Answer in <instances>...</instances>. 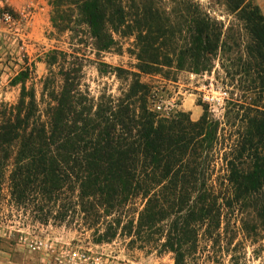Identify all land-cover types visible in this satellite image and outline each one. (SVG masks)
<instances>
[{
	"label": "trees",
	"instance_id": "trees-1",
	"mask_svg": "<svg viewBox=\"0 0 264 264\" xmlns=\"http://www.w3.org/2000/svg\"><path fill=\"white\" fill-rule=\"evenodd\" d=\"M156 1L51 2L52 35L67 36L70 47L39 57L46 68L39 93L28 87L36 64L27 63L13 79L21 85L17 103H0V205L7 187L12 208L40 223L63 222L71 212L101 218L108 226L96 239L102 244L140 202L127 221L130 243L188 264L217 247L227 220L247 225L253 217L264 230V13L254 0H223L249 35L231 43L230 31L199 3L182 2L173 21ZM3 14L14 18L12 10ZM133 36L136 71L114 68L127 86L118 96L94 97L80 46L90 40L98 53L122 51L117 37ZM219 55L243 93L225 101L223 121L208 105L197 121L165 107L142 80L210 72Z\"/></svg>",
	"mask_w": 264,
	"mask_h": 264
},
{
	"label": "rangeland",
	"instance_id": "rangeland-1",
	"mask_svg": "<svg viewBox=\"0 0 264 264\" xmlns=\"http://www.w3.org/2000/svg\"><path fill=\"white\" fill-rule=\"evenodd\" d=\"M52 1L0 0V103H17L21 85H15L13 79L23 67L31 63L36 64V70L28 87H34L39 93L40 80L46 74L45 65L39 61V57L53 49L69 50L67 36L52 35ZM259 1L254 0L260 6ZM182 2L186 5L199 3L213 19L223 24L224 31H230L229 42L238 39L243 43L249 41L243 21L237 13L228 10L223 0L156 1L166 13H171L168 16L173 21L175 17L172 14L181 12ZM11 10L14 18H4L3 13H10ZM77 24V29H81V25ZM117 38L122 51L98 53L90 40L80 46L81 55L87 59L85 82L94 97L104 93L118 96L120 90L127 86L124 80L117 77L114 68L136 71L138 61L128 51L134 48L135 37ZM222 63L223 58L219 55L214 59V67L210 72L196 75L186 70H172L170 76L164 73L144 75L142 80L165 98V107L182 109L190 114L192 120L197 121L204 113V106H209L203 99L204 94L220 96V93L228 92L225 96L228 101L232 98L241 99L243 95L232 84ZM224 107L225 103L210 107L214 117L221 121L224 120ZM139 209L140 202L135 208H130L128 215L132 218H123L111 242L97 244L98 236L108 229L103 219L91 225L94 222L82 220L79 212H71L63 222L52 216L46 224L40 223L30 212L12 208L6 187L0 205V264H174L171 253H159L139 242L130 243L132 238L127 235L128 219H136L135 211ZM11 211L15 216L6 221ZM239 219L227 220L222 224L223 240L219 245L199 259H189L188 264H264V230L253 217H250L247 225ZM205 243L202 241L201 245Z\"/></svg>",
	"mask_w": 264,
	"mask_h": 264
},
{
	"label": "built area",
	"instance_id": "built-area-1",
	"mask_svg": "<svg viewBox=\"0 0 264 264\" xmlns=\"http://www.w3.org/2000/svg\"><path fill=\"white\" fill-rule=\"evenodd\" d=\"M5 18L6 19H11V16H8V14H5ZM228 95V92H222L220 93V96H214V95H210V94H204L203 95V99L205 102H207L209 104V106L211 108H215L218 107L220 105H223L225 103V99Z\"/></svg>",
	"mask_w": 264,
	"mask_h": 264
},
{
	"label": "crops",
	"instance_id": "crops-1",
	"mask_svg": "<svg viewBox=\"0 0 264 264\" xmlns=\"http://www.w3.org/2000/svg\"><path fill=\"white\" fill-rule=\"evenodd\" d=\"M260 3V7H261V9H262V11H263V13H264V0H260L259 1Z\"/></svg>",
	"mask_w": 264,
	"mask_h": 264
}]
</instances>
